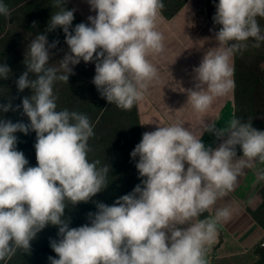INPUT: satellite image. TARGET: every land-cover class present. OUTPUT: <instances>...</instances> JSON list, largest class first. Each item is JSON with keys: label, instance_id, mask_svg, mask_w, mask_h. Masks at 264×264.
Segmentation results:
<instances>
[{"label": "clouds", "instance_id": "obj_1", "mask_svg": "<svg viewBox=\"0 0 264 264\" xmlns=\"http://www.w3.org/2000/svg\"><path fill=\"white\" fill-rule=\"evenodd\" d=\"M213 22L216 46L206 50L193 68L194 87L187 102L194 113L206 115L217 98L234 88L233 56L249 39L264 41L257 18H264V0H219ZM66 0H52L54 12L44 34L27 45L26 70L15 81L17 90L31 89L22 104L11 100L0 110L18 111L29 123L0 119V261L17 250L30 252V242L49 225L58 226L50 247L58 258L50 264H208L207 253L218 241V225L232 219L231 206L216 207L233 191L238 177L256 163L264 164V131L239 118L224 127L202 122L199 135L183 121L146 131L130 156L141 178L131 192L112 205L96 202L90 223L69 227L67 204L89 202L107 183L108 167L89 161L88 141L94 135L86 114L57 110L54 84L68 83L73 67L95 62L92 83L109 104L130 111L142 101L158 69L149 57L163 53L164 35L157 30L163 0H87L88 24L72 27L75 9ZM0 15L9 9L0 0ZM62 28L68 50L59 67L49 66L58 40L47 33ZM71 29V30H70ZM211 31V30H210ZM11 69L0 63V79ZM30 74L34 78H30ZM185 91V90H184ZM36 134L37 166L18 151L16 132ZM211 133L221 141L206 147L201 137ZM237 146L242 155L237 156ZM264 181V169L256 170ZM210 215L200 219L204 213ZM214 213V214H213Z\"/></svg>", "mask_w": 264, "mask_h": 264}, {"label": "trees", "instance_id": "obj_2", "mask_svg": "<svg viewBox=\"0 0 264 264\" xmlns=\"http://www.w3.org/2000/svg\"><path fill=\"white\" fill-rule=\"evenodd\" d=\"M188 1L163 0L164 8L161 11L167 18H173L187 5ZM218 2L219 0H215V3ZM3 3L7 5L10 15L8 17L0 15V63L7 64L11 72L8 74V79H0V104H7L11 100V104L15 107L21 105L22 98L30 96L32 92L28 88L19 92L15 84V81L26 70V66L23 63L25 55L18 50L17 34L13 31L12 23H16L17 17L25 15L17 18L26 22L22 25L37 35L44 34L51 15L59 9L52 7V0H3ZM65 7L70 10L75 9L73 28L81 22L88 24L79 15L72 2L66 0ZM207 10L213 22L212 18L215 14L213 0H207ZM260 19L257 18L258 23L260 28L264 30V24H261ZM216 26L221 27L220 25ZM47 39L58 40L59 44L68 48L62 28L58 27L48 32ZM248 41H253L251 45L256 44L252 39ZM261 42L264 43V41ZM249 51V49H242L235 53L236 118L242 122L251 123L252 127L257 130L264 131V103L255 97L259 90L264 91V66L258 71H253L256 74V81L249 79V72L245 67H242L240 62V52L248 53ZM259 53L262 54L261 60H264L263 45ZM93 64L95 65V62ZM30 78H34V76L30 74ZM257 85H261L262 89L256 87ZM53 90L57 98L58 111L68 109L86 114L89 117L94 135L88 141L90 151L87 158L90 162L98 160L100 161L98 167L107 166L109 169L107 174L108 185L104 190L97 193L87 203L80 202L75 206L67 204L65 216L69 219V227H79L90 223L87 214L97 211L96 202L112 205L118 197L128 194L140 183L141 178L135 167L139 157L133 159L130 153L142 139V122L138 104L134 105L130 111L121 110L115 104H109L101 98L92 81L79 76L69 74L68 83L57 81ZM21 112L22 107L18 111L3 112L0 110V119L11 120L13 123H29V118L26 115H21ZM250 117L256 118L251 120ZM14 135L18 138L17 150L22 151L29 161L26 167L37 166L34 148L35 132L30 131L27 135L16 132ZM237 154L242 155L239 146H237ZM261 195L260 207L251 213L259 225L264 228V189ZM57 233L58 226L49 225L45 227L30 242V252L25 253L22 249L17 250L11 259L0 261V264H50L49 256L58 258L50 247L51 239H59ZM257 253L260 255L258 264H264V247H260Z\"/></svg>", "mask_w": 264, "mask_h": 264}, {"label": "crops", "instance_id": "obj_3", "mask_svg": "<svg viewBox=\"0 0 264 264\" xmlns=\"http://www.w3.org/2000/svg\"><path fill=\"white\" fill-rule=\"evenodd\" d=\"M70 1L87 23L89 15H96L90 11L87 0ZM192 3H187L173 18H167L162 11L158 17L157 30L165 37V50L149 57L150 62L158 69V79L152 82L144 99L138 103L142 134L156 130L159 124L167 126L183 121L185 127L199 135L204 120L205 123L214 122L219 128L236 118L235 71L232 77L234 88L227 96L217 98L206 115L198 117L191 106L186 104V90L194 87L193 68L199 66L203 55L209 49L204 46L198 50L201 35L197 28L199 19L196 16L191 20V13L187 10H197L199 7ZM196 58L199 60L196 61ZM201 139L206 147L214 148L221 142L207 132ZM257 169H264V164L256 163L253 168L245 169L238 177L233 191L217 201L216 207L231 206L233 216L227 223L217 226L218 241L207 253L208 264H258L260 255L257 251L264 247V228L251 212L256 211L262 203L264 181H256ZM209 215L206 212L200 219Z\"/></svg>", "mask_w": 264, "mask_h": 264}, {"label": "rangeland", "instance_id": "obj_4", "mask_svg": "<svg viewBox=\"0 0 264 264\" xmlns=\"http://www.w3.org/2000/svg\"><path fill=\"white\" fill-rule=\"evenodd\" d=\"M70 1V0H69ZM71 2V1H70ZM193 2V3H192ZM187 3L197 5L199 8L193 9L190 8L187 10V12L191 13V20H194L196 16H198L199 24L197 26L199 32H200V45L198 46V50H200L202 47L211 48L214 47L215 40H214V33L215 31L219 30V27L216 26L209 15V12L207 10V0H189ZM197 3V4H196ZM201 10V11H200ZM25 15H22L17 18H21ZM16 23H12L13 31L17 34V40H18V50L25 55V51L27 48V45L30 43V41L35 38L37 34H35L32 31H29L26 27H24V23H26L23 19H17ZM262 22L261 24H264V18L260 19ZM211 30V31H210ZM261 33L264 34V30L261 29ZM49 43L52 42V40H49ZM253 41H247L246 47L243 48V50L249 49L250 51L248 53H241L240 52V62L242 67H245L246 70L249 72V79L252 81H256V74L253 73L255 70H260L261 67L264 66V60H261V55L259 52H261V46H264L263 42H259V46H256V44L251 45ZM257 43V42H256ZM251 46V47H250ZM250 47V48H249ZM68 48H66L63 44H57L56 48L50 49V51L53 53V55L50 57L49 65L54 67H59L60 60L63 59L65 52H67ZM254 59H257L259 61H255ZM196 61L199 59L196 58ZM235 63V54L233 56V65ZM262 65V66H261ZM249 66H251L249 68ZM73 67V75L79 76L83 79L92 81L94 75H95V65L93 62L85 63L83 60ZM256 87L261 88V85H257ZM256 98L258 100L263 101L264 103V91L259 90L256 93ZM237 104V101H236ZM258 105V104H257ZM237 106V105H236ZM237 110V108H236ZM237 112V111H236ZM256 117H250L251 120H254ZM262 197V195H261Z\"/></svg>", "mask_w": 264, "mask_h": 264}]
</instances>
